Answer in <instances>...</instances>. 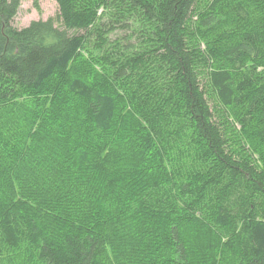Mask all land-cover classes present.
<instances>
[{
	"label": "trees",
	"instance_id": "trees-1",
	"mask_svg": "<svg viewBox=\"0 0 264 264\" xmlns=\"http://www.w3.org/2000/svg\"><path fill=\"white\" fill-rule=\"evenodd\" d=\"M55 1L60 7L55 19L19 30L13 20L21 0H0V102L29 91L39 94L34 101L39 108L48 106L51 98L40 94L51 91L49 83L80 57L89 38L98 37L95 49L104 55L83 60L65 84L69 103L75 98L83 102L86 115L74 119L67 110L57 115L61 125L53 126L72 141L79 140L70 156L71 166L79 172L60 186L72 191L68 201L91 203L96 214L86 224L99 226L67 227L60 239L49 234L33 212L12 200L5 168H12L15 160L2 156L0 145V264H7L5 254L14 256L24 245L34 249L36 264H105L107 241L119 258L117 264H130L122 258L130 254L141 256L136 264H264V169L236 159L227 135L234 118L244 128H255L264 142V0H209L195 31L206 34L200 36L224 31L211 51V61L216 56L218 66L204 70L195 62L188 41V26L202 0H97L95 7L81 0ZM96 6L114 8L130 21L134 11L139 12L153 23L155 52L128 50L126 55L121 52L124 58H114L110 35L117 24L129 25L118 21L108 28L98 21ZM89 73L91 79L86 77ZM137 73L145 74L137 80L146 89L135 97L149 103L159 94L162 107L179 105V132L162 135L141 128L132 118L125 139V131L115 128L119 109L115 85ZM201 77L220 108L210 104ZM7 88L9 92L4 91ZM63 98L60 105H65ZM75 108L69 111L75 114L70 110ZM86 119L91 126L86 127ZM168 122L165 117L163 123ZM85 171L106 183L88 189L80 181ZM123 191L129 192L127 205L114 198ZM191 195L209 201L212 222L190 210ZM44 197L48 200L50 195ZM208 224L232 231L229 244H238L233 254L219 258L210 243L225 246L220 237L211 238ZM103 225L112 231L103 233ZM138 226L139 233H132ZM163 226L165 237L148 231ZM150 240L156 248L146 251Z\"/></svg>",
	"mask_w": 264,
	"mask_h": 264
},
{
	"label": "rangeland",
	"instance_id": "rangeland-1",
	"mask_svg": "<svg viewBox=\"0 0 264 264\" xmlns=\"http://www.w3.org/2000/svg\"><path fill=\"white\" fill-rule=\"evenodd\" d=\"M81 2L87 7H95V4H98L97 0H81ZM208 2L209 0L201 1L192 23L188 26V29L191 30L188 31V34H191L188 39L189 46L194 54L195 62L198 63L201 70L215 63H217L215 66H218L219 63L216 56L211 61V51L212 47L218 44V39H220V35L224 31L215 32L213 35L208 36H200V34L204 33L197 32L199 34L197 35L195 28L200 16L206 12ZM96 8L100 16L98 21L102 20L101 22L107 25L108 28L118 23V21L120 23L126 22L129 25V27L123 28L120 24H117L110 35V41L114 43L116 48L114 58H124V56H121V52L126 55L128 50L130 51L129 54L132 51L134 53L135 50L137 52H155L152 46V37L150 36V28L153 27V23L146 21L139 12L134 11V19L130 21L124 17H119L114 8L107 10L97 6ZM59 11L60 7L55 0H21L19 12L13 20V26L21 30L36 21L55 19ZM88 41L80 57L68 68L59 71L49 83L50 87L47 90L51 91L40 94L48 95L51 98L48 106L39 108V104L36 105L34 102L39 99V94H29V91L21 92V95H19V91L12 99L0 102V125H3V130L0 131V145L3 147L4 154L2 156H5L8 160H15L12 168H5L6 173L10 175L12 200L19 203L23 209L33 212L49 234L59 239L63 230L67 227L82 228L89 226L88 228H90L99 226L97 224H86V220L96 214L91 203L83 204L78 200L68 201L67 197L72 194V191L60 186L64 180L67 181L68 178H74L79 172L70 164V156L73 151L71 148L79 140L72 141L53 126L54 123H60L61 125V117L58 118L57 115L64 111L68 110V113L72 114L74 119L78 115H86L85 108L81 105L84 104L83 102L75 98L72 103H69V95L65 96L67 95L65 93V84L78 72V70L74 71L73 69L79 66L83 60L91 61L94 54L97 56L104 55V53H98L95 49V44L98 43L97 36H92ZM217 52L216 49L215 53L217 54ZM151 75L158 77L153 72H151ZM141 76H145V74L137 73L133 79L125 80L123 83L120 82L115 85L116 90L114 92L119 104L118 120L115 122V128L125 131V139V136L129 133L132 118L133 121H138L141 128L155 130L162 135L172 130L179 132L181 128L179 112L181 114V109L177 103L172 107H162L163 100L159 94H156L149 103H145L138 96L135 97V93L146 89L143 88V85H140L141 81L137 80ZM86 77L91 79V74H87ZM148 79L151 78L149 77ZM201 82L206 89L207 80L201 77ZM55 87H57V90L53 91ZM172 88L176 90L177 86L173 85ZM206 90L208 91V97H210L213 93L212 90L210 88ZM4 91L9 92V89H4ZM155 91L156 93L160 92L158 88ZM63 96L64 102L62 103H65V105H60L59 100L61 101ZM209 102L212 107L217 106L220 108L213 96L209 98ZM73 107L76 108L70 110H74L75 114L69 111V108ZM165 117L169 118L167 124L163 123ZM64 124L66 125V123ZM89 126H91L90 122L86 119V127ZM125 126H128V128H124ZM253 129L256 131L255 128ZM253 129L244 128L234 118H230V123L227 126L228 139L231 142L233 155L236 159H247L258 169H264V142H260V138L257 137ZM18 133L21 134V138L16 135ZM90 134L92 135L93 132L90 131ZM124 139L122 140L123 142H125ZM80 181L84 186L87 185L88 189L94 188L95 183L100 188L103 181L104 184L106 183L104 178L95 176L94 179L89 171L81 174ZM45 193L50 195L48 200H46L47 197L43 198ZM128 193V191L120 192L114 198L123 201L127 205L129 202L125 198ZM262 200L264 201V199ZM189 203L191 211L199 213L206 221L212 222L213 211L211 205L209 206L208 200H201L191 195ZM262 209L264 210V202ZM105 225L100 227L103 233L108 234L112 230H108ZM208 226L211 230L209 233L211 238L217 239L220 237L221 244L225 246H215L213 242L210 243L212 249H216L220 253L219 258L227 257L228 253L230 254L232 251L233 254L238 244L236 242L229 244L233 237L232 231H226L214 225L208 224ZM165 228V226L159 228L151 227L148 231L165 237ZM140 229L141 227L138 226L132 233L138 234ZM237 233H240V230H237ZM152 241L150 240L145 245L146 251H152L156 248ZM108 245L109 242L107 241L104 244L105 264H117L115 260H119V258L112 253ZM32 253H34V249L29 245H24L14 256L9 257V255L5 254L3 258L7 260V264H14L12 263L14 258L16 260L15 264H36ZM119 255L122 257V254L119 253ZM140 257V255L130 254L122 258L130 264H136L140 262L138 261ZM9 258L11 259L10 261H8Z\"/></svg>",
	"mask_w": 264,
	"mask_h": 264
}]
</instances>
